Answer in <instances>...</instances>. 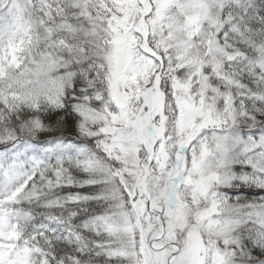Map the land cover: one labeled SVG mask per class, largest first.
<instances>
[{
	"label": "snow or ice",
	"instance_id": "6c2138e0",
	"mask_svg": "<svg viewBox=\"0 0 264 264\" xmlns=\"http://www.w3.org/2000/svg\"><path fill=\"white\" fill-rule=\"evenodd\" d=\"M0 264H264V0H0Z\"/></svg>",
	"mask_w": 264,
	"mask_h": 264
}]
</instances>
